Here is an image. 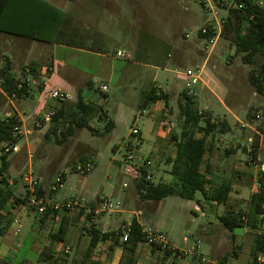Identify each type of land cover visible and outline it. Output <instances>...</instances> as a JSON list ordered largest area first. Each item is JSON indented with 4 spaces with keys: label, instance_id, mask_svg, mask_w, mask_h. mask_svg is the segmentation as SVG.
<instances>
[{
    "label": "rangeland",
    "instance_id": "rangeland-1",
    "mask_svg": "<svg viewBox=\"0 0 264 264\" xmlns=\"http://www.w3.org/2000/svg\"><path fill=\"white\" fill-rule=\"evenodd\" d=\"M201 2L202 0H139L138 8H133L131 12L124 8L119 14V21L122 22L116 32L119 43L108 45L104 52L107 56V69L102 65L98 66L95 60L90 64L84 59L76 62L90 73L87 76L91 81L90 88H85L82 94L84 100L100 106L101 114L106 116L104 120L98 115L91 119L90 126L97 133L87 128H75L72 136L60 142L63 132L70 127L72 119L69 116L75 107L66 108L65 119L61 122H54L52 119L47 122L42 117L38 118L37 77L26 76L33 80L29 87L31 94L21 99L7 96L0 83V120L5 119L7 114L17 116L16 113L23 120L20 127L22 134L18 135L17 141L20 151L8 155V161H15L13 169L8 172L9 182L13 181V192L23 198L27 189L24 176L32 173L33 178L39 181L48 205L62 206L68 202L78 205L73 210L61 207L51 218L42 221L28 207L10 203L6 207L8 213L0 217V225L6 227L5 232L0 234L2 264H78L89 246L92 225L100 229L103 225H109L104 229L106 232H117L121 230L122 222L130 223L135 217L147 229L163 233L171 248L183 254V257H166L160 250L153 252L151 245L144 244L135 254V264H208L216 261V255L217 264H221L224 258H227L224 264H252L254 235L244 233L245 228H237L233 232L224 228L219 217L228 209L227 206L210 202L201 192H197L193 200L170 196L159 202L143 201L133 175L128 172L130 164L125 161V144L132 141L135 155L150 157L153 161L152 182L170 185L178 183V179L170 174L171 165L167 159L174 158L176 154L171 135L173 132L179 134L182 126L179 102L187 87L183 74L189 69L196 70L204 65L203 82L195 88L198 110L211 112L216 121L221 118L228 120L232 133L226 135V143L239 142L243 145H229L228 150L240 152L245 158V162L241 164L245 168L250 167L246 162L249 156L244 150L249 144V137L253 138L255 145L258 144L259 148L261 146L260 136L264 137V94L256 91L249 77L264 63V57L257 56L252 65L246 64L242 55L236 53L231 42L237 24L233 20L231 28L224 26L206 61L207 53L203 52L206 41L199 37V32L213 16L204 10ZM219 13L221 17L228 16L227 11ZM247 26L245 23L242 28ZM178 43L198 48L202 51L201 56L193 52L195 58L183 63L168 58V45ZM147 47L149 51L153 50V56L146 53ZM135 48L138 54L135 53ZM116 49L123 53L121 58L116 57ZM3 55H8V52H0V69L5 65ZM73 55L68 51L60 52L58 60L60 57L68 60L79 58V55L75 58ZM31 61L33 60L21 62L20 59L14 64L17 71L13 70V73L18 80L24 81L22 66H29ZM57 69L61 74L67 72V67L58 66ZM111 71L114 76L109 80ZM85 77L86 75H82V79ZM102 84L108 87V91L99 102L100 95L96 88ZM150 85L167 95V100L149 103L144 107V95ZM53 89L48 86L45 93L49 95ZM66 93L70 95V99L64 103L77 102L76 93ZM50 110H47V114L55 111ZM251 118H255L254 121ZM109 122L114 127L106 131ZM243 124L252 128H243ZM55 126L59 129L57 134L53 133ZM134 128L141 132L138 138L131 135ZM158 128L162 129V137L157 134ZM218 137L219 135L214 136V142ZM4 145L5 143L0 144V163ZM235 147L237 148L234 149ZM263 152L264 150H260V157ZM88 163L93 165L90 172L85 171ZM204 168L205 164L203 170ZM59 174H64L63 185L53 191ZM232 183L235 186L232 195L242 196L243 199L235 201L234 197L230 206L244 210L247 219L250 218V222L256 224L257 230H262L264 213L258 219L255 202L250 200L255 181L245 176L242 180L234 179ZM103 200L119 204L121 213L94 215L93 223L87 219L88 210L93 209L91 204L95 205L94 209L98 208ZM12 209L17 210L16 214ZM21 211L22 214L18 216ZM57 217L58 220H55ZM62 223L63 248L59 253L53 254V235L59 233ZM111 243L113 242L101 243L94 250L93 257L103 259L104 264H126L127 256L123 245H117L112 251ZM215 244L222 246L218 254L215 253ZM203 256L207 263L202 262Z\"/></svg>",
    "mask_w": 264,
    "mask_h": 264
},
{
    "label": "trees",
    "instance_id": "trees-1",
    "mask_svg": "<svg viewBox=\"0 0 264 264\" xmlns=\"http://www.w3.org/2000/svg\"><path fill=\"white\" fill-rule=\"evenodd\" d=\"M247 13L254 15L253 20L242 16L236 11L230 13L226 28L233 26V20L237 21L234 37L231 42L236 48V53L242 55V60L246 64H255L256 57H264V9H259L247 2ZM65 14L54 5L45 0H0V33H7L16 35L31 40H36L45 43H67L64 37H60L59 31H62V26L65 25ZM248 26L243 29L242 25ZM48 68H52L49 66ZM52 71H48L47 76L50 77ZM38 78V74L32 75ZM0 78L2 79L1 88L3 92L11 97L14 94L17 99L30 95V84L16 79L11 72L9 62L0 69ZM25 79H27L25 77ZM36 79V78H35ZM34 79V80H35ZM251 84L256 88L259 94H264V63L259 66L258 70L253 71L249 77ZM23 87L19 89V85ZM41 88H44L41 85ZM161 100H167V95L162 94L156 87H152L144 95L143 104L157 103ZM64 103V102H63ZM65 109L55 110L52 120L54 122H61L66 112ZM101 117L102 120L106 116L101 114V108L91 102L85 101L79 95L75 104V108L69 116L71 120L70 127L66 132H63L60 142L66 141L73 135L74 129L87 128L93 133H97L95 129L90 126V121L94 116ZM179 117L182 120L181 131L179 134L175 132L171 135V140L176 148L174 158L167 159L168 164L171 165L170 174L178 179L175 185L154 183L146 180L147 170L142 169L143 176L138 178V174L132 172L137 191L143 201H162L170 196H179L183 199L193 200L197 192H201L203 196L210 202L217 205L227 206L228 209L219 217L220 222L228 231L233 232L237 228H244L246 226V212L241 208H233L228 206L230 194L232 192L231 183H224L218 187H211V181L208 179L209 173L208 156L214 144L215 135H224L230 131V126L226 121H216L211 112H202L198 110L197 97L187 96L183 91L181 101L179 102ZM255 118H251L254 121ZM21 127V122L17 116L6 117L0 120V144L17 142L18 135H15L14 128ZM114 127L112 122L106 126V131L112 130ZM54 134L59 131L57 127L54 128ZM200 134V136H198ZM255 148L254 156L258 154V145H253ZM244 150L247 152L246 147ZM4 151V149H3ZM205 168L203 170V166ZM9 167L8 155L1 156L0 163V215L3 210L10 203L16 205H25L29 198L28 191L23 198L17 197L11 188L9 182ZM260 180L264 187V174L260 172ZM39 197L44 196V192L39 186L37 189ZM259 202L256 207V214H263L262 203L264 198L259 195ZM91 206L95 207L94 204ZM54 209L48 208L42 215H37L42 221H45L54 213ZM93 214H88L87 219L92 220ZM64 223L57 235H53L54 241L62 240L64 232ZM253 228H257L253 224ZM6 227L0 225V234L5 232ZM90 242L85 251L82 260L78 264H101L93 260V252L101 243L113 242L110 244V250L117 245H123L124 252L127 256L126 264H135V254L141 245L146 244V236L143 232V226L137 219L131 220V234L127 242L121 241L122 230L117 232H103L95 225L90 228ZM153 252L160 250L166 257L175 255L176 257H183V254L178 250L172 248H163L162 245H151ZM252 264H260L259 257L264 256V234H256L254 236V243L251 249ZM50 257V256H48ZM48 257L46 259H48ZM227 258H224L221 264H224ZM0 264H2L0 259ZM264 264V262L262 263Z\"/></svg>",
    "mask_w": 264,
    "mask_h": 264
},
{
    "label": "crops",
    "instance_id": "crops-1",
    "mask_svg": "<svg viewBox=\"0 0 264 264\" xmlns=\"http://www.w3.org/2000/svg\"><path fill=\"white\" fill-rule=\"evenodd\" d=\"M45 1L54 5L62 12H64L65 21L63 22V24L65 25L62 26L63 28L62 31L61 30L59 31V35L60 37H64L67 40V43H45L16 35L0 33V52L1 51L8 52V55H3L2 57L5 60L4 63L6 62L10 63L11 72L13 75H14L13 70L17 71L14 67V64L17 61H19L20 59L21 62L22 61L24 62L26 60L27 62L33 60L30 62L29 66L26 67L25 65H23L22 68H23V76L25 77L28 75L38 74V118L39 117L44 118L46 116L45 114H47V110L50 109L57 111L69 107H75L76 103L69 104V103L57 102L50 99L49 95L45 93L46 87L51 86L53 88L60 89L65 92L76 93L77 96L79 95L82 96L85 88H90L91 81L87 78V76H89L90 73H88L89 72L88 69L86 68L84 69L83 67L78 66L76 62L78 60L84 59L87 62V64H90L91 61L95 60L98 62L97 63L99 64L98 66L102 65L103 68L107 69L108 68L106 61L107 56L104 52L105 50H107L108 45L112 43L114 44L119 43L118 42L119 39H117L118 34L116 33L118 27H120V24H122V22L119 21V14L120 12L123 11L124 8H127L130 12L133 11V8L135 7L138 8V2H139V0H134V1L133 0H45ZM167 50H168V58L173 59L177 63H183L186 60H192L195 58L194 53H196L197 56L199 55L201 56V52H202L199 51L198 48L195 49V47L191 45L180 44V43L174 46L168 45ZM64 51L74 53L73 55L74 58L76 55H79V58L74 60H68L66 57H60V60H58L59 53ZM134 51L136 54H138L137 48H135ZM118 52L121 51L119 49H116L115 55L117 58H121L122 56L117 55ZM146 53L150 56H153L155 54L153 53V50L149 51L148 47L146 48ZM32 56L34 59L32 58ZM49 66H52V73L50 77L47 79L48 84L44 86V88H41L40 82L42 80H45V76H46L45 70ZM58 66H60V68L67 67V72L65 74L58 73V69L56 70V67ZM82 75H86V77L82 79ZM113 76H114V72L111 71L110 74L108 75L109 80H112ZM17 78L18 77H16V79ZM151 88L152 86L150 85L149 89L146 92H148ZM29 93L31 94V89ZM8 99L12 100L13 98L12 99L8 98ZM221 103L224 104L222 101ZM12 105L16 110V107L14 106L13 103ZM209 111H211L210 108ZM16 114L23 125V120L21 119L20 115L18 113ZM8 116H12V114H7V117ZM219 121H226L229 124L226 118L223 119L221 118ZM229 133H232L231 126H230V131L227 134ZM157 134L160 137L164 135L161 128H158ZM227 134L220 135L213 144L212 150L208 156V164L210 168L207 177L211 181V187L213 188L221 186L224 183H231L232 192L230 194V198L228 202V206H230V201L231 199H234V197H235V201H242L243 199L242 196L232 195L233 190L235 188L234 183H232L234 179L239 178L242 180L243 177L247 176L250 179H252V181L255 180L254 178L259 171V166H250L248 164L250 167L245 168L243 165H241L245 162V158L240 155V152H234V151L232 152V150H228V149H230L229 145H242V144H240L239 142L226 143L225 137ZM263 140L264 137L260 136L261 146L260 148H258L259 155L261 154L259 153L260 150H264ZM236 148L237 147H235L234 149ZM158 149H159V145H158ZM260 158L262 162H264V152H263V156L261 155ZM9 162H10L9 170L11 171L13 169V165L15 161L11 160ZM246 162L248 163V161ZM237 163L239 165H236ZM10 184H13L12 180L10 181ZM27 191L28 188L26 189V192ZM254 192L255 190L253 185L250 200L252 203L255 202V206L257 207L259 195L255 194ZM44 196H46L45 193ZM262 208L264 210V205L262 206ZM11 211L15 214L17 212L16 209H12ZM22 211L18 213V216L22 214ZM7 213H8L7 209L3 210L1 212L0 217L5 216ZM51 217L52 215L49 218ZM261 217H263V214H259L257 216L258 219H261ZM58 218L59 217L55 218V220H58ZM15 220H17V218ZM137 221L140 223L138 219ZM253 224L254 222H250V218L247 219L246 217V226L244 227L246 231L244 233L246 234L252 233L254 236L256 234H264V227L262 228V230H257V228L256 229L253 228ZM140 225L142 224L140 223ZM107 226L109 225H103L102 229L98 227L97 228L102 230L103 232H106L104 229L107 228ZM237 237H241V236H237ZM106 243H110V242H106ZM77 245H78V240H77ZM104 246L105 245H103L102 248H104ZM98 247H100V244L98 245ZM62 248H63V241L61 240L55 241L52 247L53 254L59 253L60 251H62ZM214 248L216 249L215 250L216 254H218L217 252H221L222 250V246H218L217 244H215ZM217 256L218 255H216V261L208 264H217ZM203 258L205 257L204 256L201 257L202 262L207 263L206 258L205 259ZM93 260L98 261L101 264H104L103 259H98L93 257Z\"/></svg>",
    "mask_w": 264,
    "mask_h": 264
},
{
    "label": "built area",
    "instance_id": "built-area-1",
    "mask_svg": "<svg viewBox=\"0 0 264 264\" xmlns=\"http://www.w3.org/2000/svg\"><path fill=\"white\" fill-rule=\"evenodd\" d=\"M247 2H251L253 6L259 8V9H264V1H255V0H202V6L204 10L207 13L212 14V18L207 21L205 27H203L200 32H199V37L204 39L206 41L205 44V50L203 52H206V61L215 46L217 39L219 36H221L223 28L225 24L227 23V19L230 15L231 12L236 11L242 16L248 18L249 20H253L254 15H249L247 13ZM227 11L228 16L226 17H221L219 11ZM187 38L189 37L188 35L186 36ZM118 56H123L122 52L117 53ZM205 61V62H206ZM52 71V68H46L45 70V80L41 81V85L46 86L48 84L47 79L49 78L47 76L48 71ZM205 74V65L202 66L201 68H197L196 70H187L183 76L186 80L187 87L184 89V92L186 93L187 96H197L196 92V87L203 82V76ZM27 82L31 83L33 82L32 79L27 78L22 81V83ZM0 83H2V79H0ZM19 89L23 87V84H20ZM108 91V87L104 84L100 85L98 88H96V92L100 95L99 102L102 101L104 95ZM11 98L15 99L16 95L14 94L11 96ZM49 98L57 101V102H65L70 99V95L66 93L63 90L56 89L54 88L50 93H49ZM55 111H52L51 113L47 114L44 117V120L49 122L51 120V117L54 115ZM11 116H8V118ZM243 128L249 127L252 128L251 126H247L243 124ZM14 133L15 135H21V129L20 127H15L14 128ZM141 132L138 128L132 129L131 135L133 138H138L140 136ZM249 144L246 146L247 154L249 156L248 159V164L250 166H259V171L255 176V184H254V190L256 194L262 196L264 198V187L262 185V182L260 180V172L264 174V162H262L259 154L254 156V150L255 148L253 147L254 145V140L252 137L248 139ZM126 148V155H125V161L130 164V169L132 172H135L138 174V178H142L143 173L142 169L147 170L146 174V180L151 181L153 179V175L151 173V170L154 168L153 161L150 157L143 158L139 157L138 155H135V151L133 150L132 147V141H129L125 144ZM4 154L10 155V154H16L20 151V147L17 142H9L5 143L4 145ZM31 157V155H30ZM93 168V165L91 163L86 164L85 166V171L90 172ZM130 172V174H132ZM63 178L64 174H59L57 177L55 184L53 186V191H57L59 188L62 187L63 185ZM24 181L27 184L28 188V193H29V198L27 203L24 205L28 207L30 211L35 213L36 215H42L44 214L48 208L54 209L55 211H59L61 207L63 209L67 210H73L76 206H78L76 203H65L64 205H48L46 203L45 198L39 197L37 195V189L39 187V181L37 179L33 178V174H28L24 176ZM126 187V186H125ZM80 207V206H79ZM89 214L98 215L100 213H109V214H120L121 213V206L119 204H113L111 201L108 200H103L99 207L96 209H91L88 210ZM137 218V217H135ZM92 222L94 223V219H92ZM122 230V236H121V241L122 242H127L129 239V236L131 234V222L126 223L123 222L121 226ZM143 232L146 236V244L149 245H162L163 248H171L170 243L168 242L166 236L154 229H147L146 227H143ZM66 253H69V250L67 249L65 251ZM258 262L262 264L264 262V256L259 257Z\"/></svg>",
    "mask_w": 264,
    "mask_h": 264
}]
</instances>
